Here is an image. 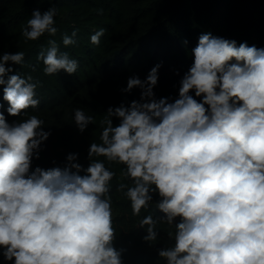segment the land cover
I'll return each instance as SVG.
<instances>
[{"label": "clouds", "instance_id": "obj_1", "mask_svg": "<svg viewBox=\"0 0 264 264\" xmlns=\"http://www.w3.org/2000/svg\"><path fill=\"white\" fill-rule=\"evenodd\" d=\"M56 15L54 7L34 10L22 28L25 40L55 36ZM77 31L62 37L64 46L76 43ZM104 33L101 28L92 34L91 43L99 45ZM48 44L37 55L44 74H75L78 62L55 40ZM192 55L173 102L155 97L159 64L143 81L128 79L123 91L140 88V100L108 108L102 143L90 144L87 169L70 153L63 168L31 170L51 133L43 131L37 115L9 123L0 111V255L5 261L122 264L121 250L113 246L110 181L116 173L93 159L102 156L125 166L121 178L131 186L119 182L117 191L130 201L134 216L159 195L155 206L164 217L147 215L139 226H147L144 240L150 242L157 238L158 221L174 225V244L158 253L166 264H264V48L237 46L207 32ZM24 59L21 51L0 55L3 100L13 117L40 104L31 75H8L13 69L6 65H22ZM112 117L119 119L117 126ZM74 122L83 132L94 117L77 108Z\"/></svg>", "mask_w": 264, "mask_h": 264}, {"label": "trees", "instance_id": "obj_2", "mask_svg": "<svg viewBox=\"0 0 264 264\" xmlns=\"http://www.w3.org/2000/svg\"><path fill=\"white\" fill-rule=\"evenodd\" d=\"M51 7L57 9L56 35L45 33L36 41H26L22 28L32 12L38 9L43 13ZM101 28L105 33L99 45H94L90 37ZM74 30H78L76 43L64 46L62 37L71 36ZM207 32L235 40L237 46L246 42L264 48V0H0V55L24 53L22 65L12 62L6 65L13 69L8 75H31L32 82H38L36 98L40 101L38 108L27 110V115L10 116L0 85V104H3L0 111L9 123L37 115L44 121L43 131L51 133L41 145L39 159L33 158L31 170L37 166L63 168L70 153L78 154L76 162L87 169L90 144L102 143L101 121L108 108L121 104L127 107L131 101L140 100V88L130 93L123 91L132 76L143 81L159 64L158 83L153 89L155 97L173 102L179 95L180 80L193 63L192 49L200 35ZM49 40H55L61 52H67L70 59L78 62L75 74L63 70L50 76L44 74L43 62L37 60V55L48 48ZM190 94L198 101L202 99L195 97L194 92ZM77 108L94 117V124H89L83 132L74 122ZM112 120L113 126L120 122L116 117ZM93 159L103 161L116 173L110 181L116 230L113 246L121 250L122 264H166L158 253L174 244V225L158 221L157 238L150 242L144 240L147 226H139V221L147 215L163 218L153 214L150 208L159 201V195L154 193L149 209H142L134 216L130 201L117 191L119 182L131 186L130 180L121 178L125 166L109 163L102 156ZM179 222L177 217L174 224ZM0 264L10 262L0 255Z\"/></svg>", "mask_w": 264, "mask_h": 264}, {"label": "water", "instance_id": "obj_3", "mask_svg": "<svg viewBox=\"0 0 264 264\" xmlns=\"http://www.w3.org/2000/svg\"><path fill=\"white\" fill-rule=\"evenodd\" d=\"M150 208H151L153 214L158 215V216H161V217H164L165 214L162 213L161 211H159V210L156 208L155 204H152V205L150 206Z\"/></svg>", "mask_w": 264, "mask_h": 264}]
</instances>
